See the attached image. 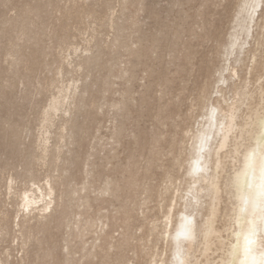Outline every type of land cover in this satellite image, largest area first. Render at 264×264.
Listing matches in <instances>:
<instances>
[{
    "label": "rangeland",
    "instance_id": "1",
    "mask_svg": "<svg viewBox=\"0 0 264 264\" xmlns=\"http://www.w3.org/2000/svg\"><path fill=\"white\" fill-rule=\"evenodd\" d=\"M186 1L0 0V264H142L171 142L194 122L198 88L213 83L238 2ZM91 54L96 65L84 62ZM64 95L71 113L44 115ZM65 118L80 125L74 140ZM41 144L76 158L67 182L88 197L59 199L48 232L37 212L22 223L19 201ZM33 170L44 182L47 165Z\"/></svg>",
    "mask_w": 264,
    "mask_h": 264
},
{
    "label": "bare ground",
    "instance_id": "2",
    "mask_svg": "<svg viewBox=\"0 0 264 264\" xmlns=\"http://www.w3.org/2000/svg\"><path fill=\"white\" fill-rule=\"evenodd\" d=\"M246 3H254L255 9L244 7ZM215 49L220 64L214 70L213 83L209 88L203 81L198 88L195 99L199 112L179 141L171 142V147H177V151L174 150L169 170L165 171V185L161 188L166 201L163 206L160 205L162 208L158 207L161 209L159 219L147 228L148 244L143 248L142 264H152L153 259L157 264L161 261L173 264L178 245L182 258L191 259L193 264H220L224 259L244 264L246 260L244 235L250 227L249 221L255 217L250 207L241 212L245 207L242 197L248 192L249 181L259 183V155L256 156L254 169H245L244 157L250 149L256 148L260 132L258 118L264 112V0H238L226 37L217 43ZM99 58L91 54L85 56L84 62L96 65ZM125 93L128 94V89ZM65 97L51 100L44 115L56 111H61L63 117L70 114V109L65 107ZM84 102L81 98L75 106L83 107ZM120 104L122 107L126 105L123 100ZM70 120L66 119L65 123L69 124ZM79 126L75 119L71 120L68 133L73 140L80 130ZM202 136L210 139L200 151ZM221 144L225 147L221 148ZM40 146L38 154L27 155L24 176L31 181V185L22 191L19 201L23 212L22 223L37 212L38 230L48 232L59 199L66 204L75 196L79 202L87 204L88 197L85 192L78 193L67 182V165L76 158L67 157L56 147L48 149L44 144ZM197 160L202 171L189 175ZM39 161L47 165L44 182H39L38 174L33 170V163ZM180 169L182 172L179 175H173ZM61 182L67 186L57 191ZM87 186L84 184L82 189L86 190ZM108 186L109 183L104 189L107 190ZM49 205L50 210L45 211ZM182 217H188L192 225H186ZM256 223L258 232L255 239L258 244L259 236L264 234L259 232V228L264 226L259 225L258 220ZM182 225L191 228L195 239H184L182 235L177 239ZM26 236L28 241L33 237L28 233ZM233 251L235 254L229 255ZM247 260L250 264L251 257Z\"/></svg>",
    "mask_w": 264,
    "mask_h": 264
},
{
    "label": "snow or ice",
    "instance_id": "3",
    "mask_svg": "<svg viewBox=\"0 0 264 264\" xmlns=\"http://www.w3.org/2000/svg\"><path fill=\"white\" fill-rule=\"evenodd\" d=\"M244 7H251L253 10L255 9V4H245ZM260 132L257 136L256 148L250 149L245 154V169L253 168L256 164V156L259 155V183H253L249 181L248 183V192L243 195L242 199L245 207L241 209V212L246 211L249 207L251 208V212L255 217L254 220H250V227L247 233L244 235V253L246 260L244 264H249L247 260L248 257H251L250 264H264V234L259 236V243L257 244V223L258 220L259 225L264 226V112L259 114L258 118ZM221 128H224V125L221 124ZM230 130V129H229ZM210 137H201V143L199 150H204V144ZM225 145L221 144V148H224ZM219 151V149L217 150ZM239 154V152L237 153ZM193 169L189 172V175H196L202 169L199 167V160L194 162ZM220 163L219 158L217 162V168L219 169ZM195 187V185H193ZM191 192V190H190ZM51 205L45 209V211H49ZM27 210V209H25ZM184 219L186 225H192V221L188 219V217H182ZM260 233H264V227L259 228ZM183 236L184 239H195L192 230L190 227H185L182 225V231L177 233V239L180 236ZM235 245H233V249L235 250ZM235 252L230 253L229 255H234ZM152 264H157V261L153 259ZM160 264H165V262L161 261ZM173 264H193L191 259L182 258V252L179 249V245L177 246V253L173 257ZM220 264H234L232 260L224 259L220 262Z\"/></svg>",
    "mask_w": 264,
    "mask_h": 264
}]
</instances>
